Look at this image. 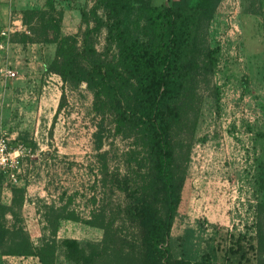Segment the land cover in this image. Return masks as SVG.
I'll list each match as a JSON object with an SVG mask.
<instances>
[{
	"label": "rangeland",
	"instance_id": "obj_1",
	"mask_svg": "<svg viewBox=\"0 0 264 264\" xmlns=\"http://www.w3.org/2000/svg\"><path fill=\"white\" fill-rule=\"evenodd\" d=\"M93 1L52 0L69 15L62 33L83 30L80 10ZM263 23L264 0H219L204 25L197 68L174 103L173 261L200 263L219 247L242 244L234 264H256L257 207L264 204ZM92 45L102 64L116 66L103 29ZM53 51L52 44H26L10 59L19 85L9 147L21 144L29 153L18 158L19 184L0 172V263L140 264L142 229L126 214L127 195L152 201L163 214L162 202L153 201L160 195L145 138L84 84L73 87L46 71Z\"/></svg>",
	"mask_w": 264,
	"mask_h": 264
},
{
	"label": "trees",
	"instance_id": "obj_2",
	"mask_svg": "<svg viewBox=\"0 0 264 264\" xmlns=\"http://www.w3.org/2000/svg\"><path fill=\"white\" fill-rule=\"evenodd\" d=\"M218 2L94 0L88 9L80 10L84 27L74 34L62 33V11L55 9L52 0H45L43 7L21 11V22L28 33H16V41L54 45L52 56L45 58V70L73 87L84 84L95 99L104 100L120 120L124 118L138 127L145 138L154 194L160 195H154L153 201L162 202L163 214L152 201L133 192L127 195L131 201L126 214L142 229L140 264H234L244 252L242 244L235 250L219 247L215 250L221 251L220 255L214 251L213 257L200 263H179L171 259L167 247L172 214L179 200L170 138L172 123L179 117L174 103L197 68L204 25ZM101 29L115 51L116 66H106L96 57L92 36ZM262 43L264 50V23ZM257 211L256 264H264V204L259 203Z\"/></svg>",
	"mask_w": 264,
	"mask_h": 264
},
{
	"label": "crops",
	"instance_id": "obj_3",
	"mask_svg": "<svg viewBox=\"0 0 264 264\" xmlns=\"http://www.w3.org/2000/svg\"><path fill=\"white\" fill-rule=\"evenodd\" d=\"M36 0H0V30L6 28L9 25L14 26V31L8 35L7 38H1L0 42H4V49H0V67L6 66L8 69L13 70V62L10 60L12 52H17L19 48H23L24 45L17 42L14 37L16 33H20L23 31V25L21 22V11L26 8H37L31 7L34 6ZM161 3V2H159ZM78 13V12H77ZM69 15L67 10L63 12L61 24H68L67 20ZM77 23L79 22L78 15L76 17ZM25 32V31H24ZM27 33V32H26ZM21 46V47H20ZM16 56V54H15ZM16 74V71H14ZM8 78L2 79L0 75V128L5 129L9 134V137L15 135L16 126L12 121L11 110L13 108V95L15 94V89L18 88L16 79ZM15 126V127H14ZM18 135L15 138V141L18 142ZM3 256H0V258ZM0 264H9L2 262ZM34 264V263H31ZM36 264V263H35Z\"/></svg>",
	"mask_w": 264,
	"mask_h": 264
},
{
	"label": "built area",
	"instance_id": "obj_4",
	"mask_svg": "<svg viewBox=\"0 0 264 264\" xmlns=\"http://www.w3.org/2000/svg\"><path fill=\"white\" fill-rule=\"evenodd\" d=\"M14 31V26L9 25L0 30V37L7 38ZM23 31L27 32L24 28ZM0 49H4V42H0ZM2 79L14 78L15 72L6 66L0 67ZM29 153V149L21 144H17L14 149L9 147V134L5 129L0 128V172L4 174L7 181L12 185L19 184L20 166L18 158Z\"/></svg>",
	"mask_w": 264,
	"mask_h": 264
}]
</instances>
